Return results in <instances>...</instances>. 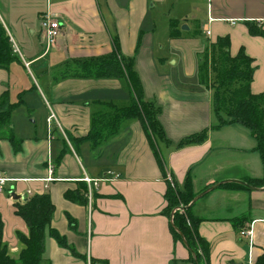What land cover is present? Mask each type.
<instances>
[{
    "label": "crops",
    "instance_id": "obj_1",
    "mask_svg": "<svg viewBox=\"0 0 264 264\" xmlns=\"http://www.w3.org/2000/svg\"><path fill=\"white\" fill-rule=\"evenodd\" d=\"M46 13L60 23L47 50L40 27ZM0 23L17 57L0 68V97L17 104L10 123L19 140L14 150L0 139V176L10 179L0 190L9 257L23 249L18 234L29 233L14 203L46 194L54 210L41 264H195L172 235V214L164 213L167 184L182 187L189 177L196 196L208 189L189 210L208 243V264L256 263L264 252V186L223 184L263 178L260 155L246 127L211 128L213 92L199 79L198 55L228 36L231 56L242 50L252 59L251 93L264 94V36L248 30H264V0H0ZM114 43L133 60L144 99L159 106L163 170L137 119L97 144L82 139L103 103L130 104L125 78L84 74L90 60L116 53ZM203 130L202 142L177 145ZM248 226L250 238L240 234Z\"/></svg>",
    "mask_w": 264,
    "mask_h": 264
},
{
    "label": "trees",
    "instance_id": "obj_2",
    "mask_svg": "<svg viewBox=\"0 0 264 264\" xmlns=\"http://www.w3.org/2000/svg\"><path fill=\"white\" fill-rule=\"evenodd\" d=\"M248 30L252 35L264 36V30H259L252 24L248 25ZM174 33L172 31L171 35L174 36ZM114 46L116 47L115 54L110 57L90 60L92 62L86 64L84 74L100 78H125L129 88L130 104L117 107L110 102L103 103V110L93 116L90 130L82 139L97 144L114 135L124 120L137 119L141 122L146 137L154 150L156 161L163 170L162 160L156 150V140L164 138L163 130L157 118L159 106L144 99L139 77L134 70L133 60L119 55L117 44L114 43ZM211 47L217 55H214V58H217L216 61L213 60L214 58L212 59L217 68L212 70L216 74L214 83L211 82L210 85L213 89L212 111L216 119V124L212 125L211 128L218 129L231 124H240L246 127L256 141L254 150L260 155L264 172V94H252L250 91L253 73L252 59L242 50L235 56H231L228 50V36L217 38L214 43H211ZM16 59L9 37L0 23V68H7ZM210 67L198 65V76L203 84L209 81ZM4 105L5 108H0V139H8L14 150H18L19 140L15 138L10 123V112L17 104L9 103L7 95L4 94L0 97V107ZM205 138L206 130H203L185 137L177 145L200 143ZM247 183L253 187L264 186V174L261 179H248ZM223 185L247 188L235 182ZM74 195L72 192H66L68 199H77ZM76 196L79 197L77 200L82 203L81 196L78 193ZM195 196L189 177L182 187H178L174 182L173 184L169 182L164 194L166 200L164 213L168 216L172 214L170 224L172 235L175 240L183 239L186 242L194 255L190 260L197 264H208V243L198 236L196 226L199 220L193 217L189 211ZM179 204L187 208L184 211L175 210ZM14 207L16 214L27 224L29 233L27 236L18 234L23 249L17 259L9 257L2 240L3 223L0 216V264H41L45 231L50 227L54 210L50 197L46 194L34 195L30 198H24L22 202L16 201ZM238 220L239 218L235 219L236 222ZM49 233L59 245L67 247L65 240L58 232L51 229ZM255 264H264V252Z\"/></svg>",
    "mask_w": 264,
    "mask_h": 264
},
{
    "label": "built area",
    "instance_id": "obj_3",
    "mask_svg": "<svg viewBox=\"0 0 264 264\" xmlns=\"http://www.w3.org/2000/svg\"><path fill=\"white\" fill-rule=\"evenodd\" d=\"M232 24H234L235 22H231ZM40 27H41V31L45 40V50L53 48L56 42V39L58 37V35L60 34V23L58 21V19H56V17L46 13L44 15H42L41 20H40ZM206 34L209 35V31L206 30ZM54 115H50L48 118V122L50 120H53ZM10 181L9 178L0 176V190H3L4 186L6 185V183ZM90 181V180H88ZM182 206H178L175 210H181ZM174 210V211H175ZM240 234L242 236H248L249 238L251 237L252 234V229L251 226H248L246 228H242L240 230ZM87 264H102L100 262H92L91 259H87Z\"/></svg>",
    "mask_w": 264,
    "mask_h": 264
},
{
    "label": "rangeland",
    "instance_id": "obj_4",
    "mask_svg": "<svg viewBox=\"0 0 264 264\" xmlns=\"http://www.w3.org/2000/svg\"><path fill=\"white\" fill-rule=\"evenodd\" d=\"M234 20H230L229 22H233ZM236 23V21H234ZM214 55H216V52L214 51L213 47H211V44H206V47L203 49L202 52H200V54L198 55L200 59H198L199 61V64H202L203 66H206V67H210V70H209V81L205 84V85H211L212 83H214V79H215V74L216 72L212 71L214 68H217V66L215 67L214 66V63H213V60L216 61L217 58L215 57L214 58ZM214 58V59H213ZM213 59V60H212ZM206 64V65H204ZM212 82V83H211ZM212 92H213V89H212ZM40 104H42V106H44V102L40 103L39 99H38V106H40ZM36 120L39 121V116H35ZM179 206H183L182 204H179Z\"/></svg>",
    "mask_w": 264,
    "mask_h": 264
},
{
    "label": "water",
    "instance_id": "obj_5",
    "mask_svg": "<svg viewBox=\"0 0 264 264\" xmlns=\"http://www.w3.org/2000/svg\"><path fill=\"white\" fill-rule=\"evenodd\" d=\"M234 182H236V183H240V184L246 186L247 188L255 189L252 185H250V184H248V183H246V182L238 181V180H236V181H234ZM207 190H208V189L204 190V191L201 192L199 195H197V196L194 198V200L192 201V203H193L198 197H200L202 194H204ZM13 198H14V199H17L18 196H16V195L13 194ZM192 203H191V204H192ZM191 204H190V205H191ZM185 208H187V207H184V206L181 207L182 210H184ZM173 211H174V210H173ZM173 211H172V213H173ZM171 216H172V215H171ZM182 240H183V239H182ZM183 242H184L185 245L187 246V244H186V242H185L184 240H183ZM192 255H193V253H192ZM193 257H194V255H193ZM195 264H197V263L195 262Z\"/></svg>",
    "mask_w": 264,
    "mask_h": 264
}]
</instances>
